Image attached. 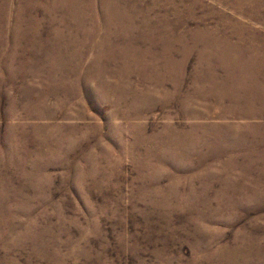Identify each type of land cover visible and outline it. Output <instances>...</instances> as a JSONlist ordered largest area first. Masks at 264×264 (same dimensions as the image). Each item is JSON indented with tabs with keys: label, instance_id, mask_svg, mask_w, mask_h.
Here are the masks:
<instances>
[{
	"label": "rangeland",
	"instance_id": "1",
	"mask_svg": "<svg viewBox=\"0 0 264 264\" xmlns=\"http://www.w3.org/2000/svg\"><path fill=\"white\" fill-rule=\"evenodd\" d=\"M0 264H264V0H0Z\"/></svg>",
	"mask_w": 264,
	"mask_h": 264
}]
</instances>
